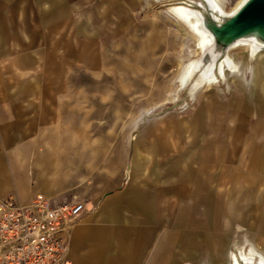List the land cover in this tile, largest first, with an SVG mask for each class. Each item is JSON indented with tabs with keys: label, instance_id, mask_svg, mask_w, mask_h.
Masks as SVG:
<instances>
[{
	"label": "crops",
	"instance_id": "obj_1",
	"mask_svg": "<svg viewBox=\"0 0 264 264\" xmlns=\"http://www.w3.org/2000/svg\"><path fill=\"white\" fill-rule=\"evenodd\" d=\"M150 1L0 0V200L82 203L69 264H229L243 246L264 255L261 99L206 93L188 113L139 117L129 136L54 146L72 77L127 60L128 29Z\"/></svg>",
	"mask_w": 264,
	"mask_h": 264
},
{
	"label": "rangeland",
	"instance_id": "obj_2",
	"mask_svg": "<svg viewBox=\"0 0 264 264\" xmlns=\"http://www.w3.org/2000/svg\"><path fill=\"white\" fill-rule=\"evenodd\" d=\"M238 1L220 2L225 13L230 15ZM244 5L238 6L232 17ZM166 8L165 0H151L148 8L139 13L128 29L127 60L121 59L120 65L108 63L101 74L77 73L72 77V95L66 103L69 105L61 111L63 122L52 130L55 147L64 142L70 149L87 150L94 145L93 137H100L103 142L109 136H129L132 122L139 117L163 112L188 113L206 93L216 96L244 93L247 99L257 97L264 101L262 62L256 58L244 59L241 49H230L232 44L224 48L227 44L224 39L216 40V50L219 56L223 49L228 51L239 71L209 89L184 86L178 75L182 64L193 59L194 38ZM232 17L224 18L223 24ZM127 123L128 128L125 127ZM96 146L98 151H105L104 147L109 145ZM248 249L247 246L240 248L244 253Z\"/></svg>",
	"mask_w": 264,
	"mask_h": 264
},
{
	"label": "bare ground",
	"instance_id": "obj_3",
	"mask_svg": "<svg viewBox=\"0 0 264 264\" xmlns=\"http://www.w3.org/2000/svg\"><path fill=\"white\" fill-rule=\"evenodd\" d=\"M167 12L180 23L194 38V56L187 63L182 64L178 80L184 86L192 89L205 90L222 81H227L229 74L237 73L238 66L223 49L219 56L215 42L224 39L232 44L230 49H241L244 59L256 58L264 66V26L253 27L246 34H239L236 30L223 28V19L232 17L233 11L249 0H239L226 14L221 0H165ZM209 21V24L207 22ZM241 52V51H240ZM192 91V90H191ZM192 101V100H191ZM229 264H264L263 255L250 248L244 253L240 248L232 250Z\"/></svg>",
	"mask_w": 264,
	"mask_h": 264
},
{
	"label": "built area",
	"instance_id": "obj_4",
	"mask_svg": "<svg viewBox=\"0 0 264 264\" xmlns=\"http://www.w3.org/2000/svg\"><path fill=\"white\" fill-rule=\"evenodd\" d=\"M82 206L42 194L0 200V264H69L66 237Z\"/></svg>",
	"mask_w": 264,
	"mask_h": 264
},
{
	"label": "water",
	"instance_id": "obj_5",
	"mask_svg": "<svg viewBox=\"0 0 264 264\" xmlns=\"http://www.w3.org/2000/svg\"><path fill=\"white\" fill-rule=\"evenodd\" d=\"M222 26L239 34L249 32L253 27L264 26V0L247 1L239 13Z\"/></svg>",
	"mask_w": 264,
	"mask_h": 264
}]
</instances>
